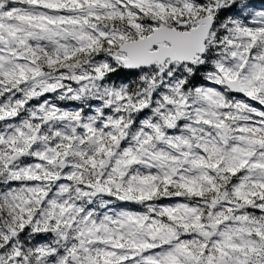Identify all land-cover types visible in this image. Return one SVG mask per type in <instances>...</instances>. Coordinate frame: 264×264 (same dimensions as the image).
I'll use <instances>...</instances> for the list:
<instances>
[{
    "label": "snow or ice",
    "instance_id": "1",
    "mask_svg": "<svg viewBox=\"0 0 264 264\" xmlns=\"http://www.w3.org/2000/svg\"><path fill=\"white\" fill-rule=\"evenodd\" d=\"M0 264H264V0H0Z\"/></svg>",
    "mask_w": 264,
    "mask_h": 264
}]
</instances>
